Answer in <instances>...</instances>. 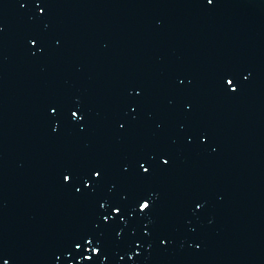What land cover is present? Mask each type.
Here are the masks:
<instances>
[{"label": "water", "instance_id": "obj_1", "mask_svg": "<svg viewBox=\"0 0 264 264\" xmlns=\"http://www.w3.org/2000/svg\"><path fill=\"white\" fill-rule=\"evenodd\" d=\"M0 264H264V0H0Z\"/></svg>", "mask_w": 264, "mask_h": 264}, {"label": "snow or ice", "instance_id": "obj_2", "mask_svg": "<svg viewBox=\"0 0 264 264\" xmlns=\"http://www.w3.org/2000/svg\"><path fill=\"white\" fill-rule=\"evenodd\" d=\"M228 84H229V85L232 84V80H229V81H228ZM144 170H145V171H148V169H146V168H145ZM144 207H147V204H145Z\"/></svg>", "mask_w": 264, "mask_h": 264}]
</instances>
